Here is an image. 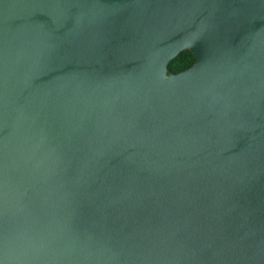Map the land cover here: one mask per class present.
<instances>
[{
    "label": "water",
    "instance_id": "obj_1",
    "mask_svg": "<svg viewBox=\"0 0 264 264\" xmlns=\"http://www.w3.org/2000/svg\"><path fill=\"white\" fill-rule=\"evenodd\" d=\"M0 264H264V0H0Z\"/></svg>",
    "mask_w": 264,
    "mask_h": 264
},
{
    "label": "trees",
    "instance_id": "obj_2",
    "mask_svg": "<svg viewBox=\"0 0 264 264\" xmlns=\"http://www.w3.org/2000/svg\"><path fill=\"white\" fill-rule=\"evenodd\" d=\"M196 56L192 50L182 51L176 58L170 61L168 65L169 73H179L194 65Z\"/></svg>",
    "mask_w": 264,
    "mask_h": 264
}]
</instances>
